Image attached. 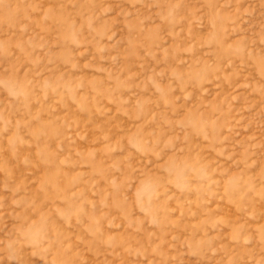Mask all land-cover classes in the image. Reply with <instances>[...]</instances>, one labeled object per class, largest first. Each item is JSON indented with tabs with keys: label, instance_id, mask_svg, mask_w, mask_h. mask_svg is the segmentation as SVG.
Instances as JSON below:
<instances>
[{
	"label": "rangeland",
	"instance_id": "1",
	"mask_svg": "<svg viewBox=\"0 0 264 264\" xmlns=\"http://www.w3.org/2000/svg\"><path fill=\"white\" fill-rule=\"evenodd\" d=\"M0 264H264V0H0Z\"/></svg>",
	"mask_w": 264,
	"mask_h": 264
}]
</instances>
